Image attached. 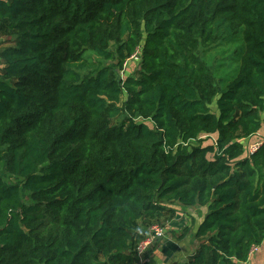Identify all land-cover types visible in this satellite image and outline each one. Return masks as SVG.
I'll use <instances>...</instances> for the list:
<instances>
[{
    "label": "trees",
    "instance_id": "trees-1",
    "mask_svg": "<svg viewBox=\"0 0 264 264\" xmlns=\"http://www.w3.org/2000/svg\"><path fill=\"white\" fill-rule=\"evenodd\" d=\"M1 37L0 264H148L175 203L206 213L171 264H250L264 0H0Z\"/></svg>",
    "mask_w": 264,
    "mask_h": 264
},
{
    "label": "rangeland",
    "instance_id": "rangeland-1",
    "mask_svg": "<svg viewBox=\"0 0 264 264\" xmlns=\"http://www.w3.org/2000/svg\"><path fill=\"white\" fill-rule=\"evenodd\" d=\"M9 45H11L10 41L8 42V40H6L4 37L0 38V50L6 46H9ZM138 62L139 61L137 60L136 57H133V58H131V60L127 61L122 72H121V76L125 77L129 74L135 75L138 68H139ZM0 66H1V59H0ZM146 123L149 124V122H146ZM263 139H264V129H262L253 138L248 139L246 141V144L250 146V144H255V143L261 142ZM249 146H248V148H249ZM172 207H175V210H177L178 213H185V214H181L179 216L178 220L172 221L171 226H170L169 222H167L166 220H163L162 222H160L164 226L165 233L156 242H160L162 244L164 242V240L167 239V243L170 241V243L172 245L177 246V243H179L178 241H180V240L186 241V242L188 241L187 230H188V228H191V227H193V225H195V223H196L195 217H198L199 220H201L202 217H204V216H203V212H202L201 215L194 214V217H193V214H191V212H192L191 210H194V209H188L187 207H183L177 203L172 204ZM197 212L199 213L200 211L198 210ZM186 214L188 215L187 217H186ZM188 217L192 219V221L190 222L191 226L185 227L184 225L186 224V222L189 223ZM172 245H170V246H172ZM263 251H264V247L262 249H257L256 251H254L250 256L249 263L250 264H264V253H262ZM158 256L159 255H156V260L158 259Z\"/></svg>",
    "mask_w": 264,
    "mask_h": 264
},
{
    "label": "crops",
    "instance_id": "crops-1",
    "mask_svg": "<svg viewBox=\"0 0 264 264\" xmlns=\"http://www.w3.org/2000/svg\"><path fill=\"white\" fill-rule=\"evenodd\" d=\"M173 208L175 209V207ZM188 209H194V210H191L192 211L191 214H193V217H194V214L201 215L203 212V216H204L206 213L205 207H190ZM198 210L200 211L199 213L197 212ZM181 214H185V213H178V211L176 210L175 217L167 221L169 222L170 226L172 224V221L178 220ZM187 216L188 215L186 214V217ZM202 219L199 220L198 217H195V220H196L195 225H193V227L191 228H188L187 230V233H188L187 242L180 240L178 241L179 243H177V246L172 245L170 241L167 243V239L164 240L162 244L160 242H155L154 244L155 248L150 250V252H148L146 255V260L148 264H171L175 261L180 262V263L185 262L187 260V257L197 250L198 242L196 241V239H194L193 236H194V232L196 230L197 225L202 221ZM191 221L192 219L189 218V223L186 222L184 226L185 227L191 226V223H190ZM170 245H172L173 247ZM262 253H264V251ZM156 255H159L157 260H156Z\"/></svg>",
    "mask_w": 264,
    "mask_h": 264
},
{
    "label": "built area",
    "instance_id": "built-area-1",
    "mask_svg": "<svg viewBox=\"0 0 264 264\" xmlns=\"http://www.w3.org/2000/svg\"><path fill=\"white\" fill-rule=\"evenodd\" d=\"M136 57V54H133L131 58ZM260 142L255 144H250L248 150L249 152L254 151ZM165 233L164 226L161 223H153L148 228V232L146 236L138 243L137 245V253L141 256L143 252L153 245L159 238H161ZM257 250V247L253 246L249 251V255H251L254 251Z\"/></svg>",
    "mask_w": 264,
    "mask_h": 264
}]
</instances>
